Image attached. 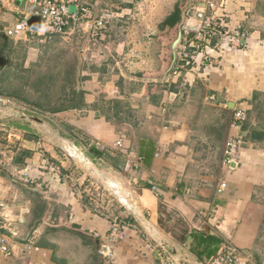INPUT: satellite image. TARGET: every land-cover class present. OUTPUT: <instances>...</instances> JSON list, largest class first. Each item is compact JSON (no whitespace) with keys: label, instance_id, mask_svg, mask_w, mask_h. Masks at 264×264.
I'll return each instance as SVG.
<instances>
[{"label":"crops","instance_id":"obj_1","mask_svg":"<svg viewBox=\"0 0 264 264\" xmlns=\"http://www.w3.org/2000/svg\"><path fill=\"white\" fill-rule=\"evenodd\" d=\"M9 1L0 23V36L16 44L27 40L30 33L12 38L5 36L3 29L29 16L32 7L30 0ZM119 2L120 9L114 13L117 25L129 11L128 5L124 6L128 1ZM225 3V11L213 13L209 19L214 23L221 20L223 24H218L233 39L234 48L215 54L211 62L198 56L195 65L164 81H154L148 75L151 72L140 77L119 69L116 57L122 51L120 46L114 48L117 54L107 58L105 50L97 48L99 54L94 59L89 55V44L83 47L82 75L87 79L81 90L85 104L92 106L103 92L105 101L128 103L134 125L129 118L120 117L123 111L119 114L120 124L112 112L108 114L110 119L91 109L49 113L65 118L67 127L80 130L92 138V146L111 156L120 153L114 145L122 140L128 150V157L122 153L127 158L123 169H115L109 162L107 165L103 158H96L98 168L89 158L87 162L93 166L91 177L108 181L118 190L126 202L121 207L124 215L116 211L114 218H109L93 212L81 200V188L75 187L83 182H65L63 174L54 168L65 173L64 160L78 164L80 157L69 154L59 160L57 154L41 156L35 149L41 140L39 134L25 135L24 119L15 126L9 121L0 122V130L9 133L8 140L0 143V205L9 222L12 251L11 257L0 253V264H96V240L101 244L115 225H120L122 237L112 241L114 264H212L206 259L208 250L201 257L193 251V235L199 232L218 238V252L225 241L233 243L240 251L242 264H264V0ZM100 17L104 18L103 27L110 23L106 13ZM196 17L195 13L185 17L184 30L188 31H184V38L189 42L199 26ZM28 20L34 30L39 27L36 18ZM37 36L39 42H44L55 35ZM28 50L24 68L36 62L32 58L35 49ZM92 67L96 73L91 72ZM121 80L123 85H119ZM0 102L42 111L7 95L0 96ZM229 103L234 105L232 110L228 109ZM234 111L244 113L236 129L229 125ZM135 123L144 124L141 132L132 129L135 131L127 134V126L136 127ZM233 136L239 137L240 147L231 169H224V145ZM143 138L155 141L148 166L138 154ZM21 152H29V156ZM46 158L55 166L42 171ZM68 168L66 177L75 180L74 170ZM23 174L29 182L25 183ZM127 183L129 188L122 190ZM43 185L46 191L40 189Z\"/></svg>","mask_w":264,"mask_h":264},{"label":"rangeland","instance_id":"obj_2","mask_svg":"<svg viewBox=\"0 0 264 264\" xmlns=\"http://www.w3.org/2000/svg\"><path fill=\"white\" fill-rule=\"evenodd\" d=\"M75 1L89 10L88 19L82 20L79 26L69 24L65 33L62 35H55L44 42H39L37 35L35 36L29 34L27 36V40H19L16 44H12L13 41L11 40V42H7L0 36V66L5 65L6 61L4 58H10V60L12 59L13 61L15 55L14 51H22V49H25V45L26 51L29 47L35 49L34 52L32 51V58L35 59L36 62L29 65V67H31L32 64L35 65V67H33V78L30 86L24 88L26 92L25 95H27L28 98H35L34 96L40 94L39 89H41V85L43 84H41V78L46 76L48 78H52L58 74V66H60L59 69L62 71H64L63 68L67 69L74 66L76 88H81L83 81L79 82V79L83 73L82 63L84 61L82 49L88 44L91 49L89 55L93 59L99 54V50H97V48L105 50V58H107L111 53L117 54L116 51H114V48L120 46L122 51L120 50L121 53L116 57L119 69L127 71V74L130 73L132 76L152 72L151 75L153 80L159 81L157 78L162 77L163 74V68L161 67L162 62L166 60V44L174 33V31L169 32V30L171 27H175V23L177 21L170 19V22H166V24H170V27L167 25L166 28L163 29V31L167 30L165 33L168 37H165L163 36V31L160 30V27L165 24L166 19L175 15L177 11L180 12V10L185 6H187L185 12L186 15H192V13L199 12L200 14H203L204 18L209 19L213 13L225 11V7L227 6L225 3L227 0H192L190 5L188 4V1L186 2V0H125L128 2H126L124 6L128 5L127 8L129 11L126 16H124V19L116 17V20L119 19L122 21L117 25L114 13L118 12L120 9V0ZM200 4H204V6L201 7ZM102 13L109 15L108 21L110 23L108 24L107 22L105 27H103L104 18L100 17ZM16 17L18 18V16ZM196 18L200 25L202 20L198 17ZM21 19L23 18H18L17 22L21 21ZM221 19L223 20L224 17H221ZM210 21L212 22V20ZM212 23L225 33L224 26H221V24H223L221 23V20L218 22L221 24ZM7 25L8 22L4 24V26ZM172 30H174V28ZM161 41H163V43H161ZM177 50L178 46L176 48V52ZM224 50L225 49L221 50L220 48L217 50V53H222ZM4 69H0V74ZM173 70L174 65L166 77L173 75ZM121 81L122 82H120L119 85H123L124 80ZM12 82H14L16 86L21 85V83L16 80H12ZM70 87L71 86L68 87V90L72 88ZM140 88L141 87H139V89ZM0 110L2 113L0 114V122L9 121L11 125L15 126V123H21V119H24L23 123H26L25 129L27 131L25 135L34 133L39 134L38 136L41 140L40 143L35 146V149L41 153V156L46 157L52 153L54 157L57 154L59 160H62V158L68 156L69 154L73 155L75 158H81L82 161L78 162V164H74L73 161V163H71L64 160L65 173L62 174L65 182L69 181L71 184L75 181H78L79 183L83 182L81 186L77 183L75 187L77 189H79V187L81 188V200L84 201V203L86 202L85 204L87 206L92 207L93 212L109 218H114L113 216L116 211H118L120 215H124L122 208L126 205V202H124V199L121 198L122 196L120 197L118 190H114L110 186L111 184H108V181L105 183L97 176L91 177L90 175L91 172H93L91 168L93 166H90L91 164L87 162L88 158L92 163H94V167L96 168H98L96 163L99 162L98 159H94L89 156L87 152L88 146H92V138L85 136L80 130H73L69 128V126L67 127L65 118H57L55 115H49L48 112L44 111L33 112L25 110L20 103L0 102ZM4 110H9L8 114H3ZM23 114L25 115L24 117L22 116ZM120 117H125L126 119L129 118L128 120L131 122L130 124L134 125V123H132L133 119L130 118L132 117L131 114L129 116L127 114H123L120 115ZM119 119L120 118L118 117L115 120L118 124H120ZM18 120H20V122H18ZM135 121L136 119L134 118V122ZM143 125L140 124L136 127L127 126L128 129H126L125 132L128 134L136 130L137 133H140L141 128L144 127ZM8 134L9 133L5 130H0V143L8 140ZM71 142L76 145L78 150L72 147ZM85 144H88V146H85ZM126 157L128 156L126 155ZM69 160L72 159L69 158ZM128 161L132 164L130 158H128ZM108 162H110V160L105 159L104 163L108 165ZM42 166V171H49L50 167L55 165L51 164L46 158ZM68 166L70 169L74 170L73 178L75 180H71L66 177V169H69ZM85 166L88 168H85ZM54 168L56 171L59 169V173L61 172L59 167L55 166ZM37 182L38 181H35L34 184ZM33 186L35 187V185ZM127 186L129 188L128 183L122 185V190H125ZM40 189L46 191L48 188L43 185ZM119 226L120 225H118V227ZM112 229L113 227L110 231H112ZM110 231L104 236L103 241L108 242L106 238L111 234Z\"/></svg>","mask_w":264,"mask_h":264},{"label":"built area","instance_id":"obj_3","mask_svg":"<svg viewBox=\"0 0 264 264\" xmlns=\"http://www.w3.org/2000/svg\"><path fill=\"white\" fill-rule=\"evenodd\" d=\"M31 10L29 16H24L21 21L16 22L12 28L3 29V33L7 37L16 38L24 36L27 33L32 35L46 36L51 34H64L69 24L79 26L80 22L88 19L89 10L82 5L76 3L75 0H30ZM9 0H0V23L6 8L9 6ZM203 7V6H201ZM202 20V23L196 29V35L190 42L183 39L178 45L176 52V63L174 64V75H180L181 70L186 67H192L196 63L198 56H201L202 61L211 62L215 59L217 50L221 48H234L233 39L226 36V32H222L213 24L210 19L204 18L203 14L195 13ZM30 17V18H29ZM36 18L39 21V27L34 30L29 26V20ZM244 120L242 111H234L230 119V127L238 128ZM240 146L239 137L227 138L224 145L222 166L225 169H231L235 163L236 154ZM115 150L128 155V150L124 147L122 140H118L115 145ZM27 179V176L23 174ZM26 182H29L28 179ZM156 187L153 186L152 189ZM9 222L2 213L0 205V253L6 257L12 256L11 246L9 242L10 235L8 234ZM122 237L121 229L118 225L112 229L111 234L100 244L99 253L102 256L101 264H114L111 258V244L116 238ZM239 249L231 242L225 241L218 254L212 260V264H242ZM16 264H24L17 262Z\"/></svg>","mask_w":264,"mask_h":264},{"label":"trees","instance_id":"obj_4","mask_svg":"<svg viewBox=\"0 0 264 264\" xmlns=\"http://www.w3.org/2000/svg\"><path fill=\"white\" fill-rule=\"evenodd\" d=\"M32 28V27H31ZM59 35V34H54ZM26 50L14 51V60L10 58H4L6 63L5 67L0 66L2 73L0 74V96L7 95L14 99L23 101L27 104L39 108L42 111L57 114L67 110H93L97 115L105 116L107 119H110L109 112H112V116L115 118L119 117L120 112H124L128 116L130 115V108L128 103H123L118 100L105 101L104 93L100 92L97 96L95 103L92 106H87L84 102V92L81 88H76L75 82V67L71 66L64 71L60 70L58 66V74L52 78L43 77L41 78V89L40 94L34 96L35 98H28L25 92L26 87L30 86L31 80L33 78V67L24 68L23 63L26 57ZM84 72V68L82 69ZM91 72L96 73L94 67L91 68ZM147 74L143 73L138 74V76H146ZM150 75V74H148ZM48 78V79H47ZM87 77L82 75L79 79V82L86 80ZM12 80H16L21 83V85L16 86ZM99 86L103 83L102 80L99 81ZM71 86L70 90L68 87ZM147 89L150 88V85H147ZM88 146V144H85ZM155 151V141L151 138H143L139 142V156L142 158L145 166L150 165L153 154ZM88 155L92 158H103L104 160H110L109 166L121 170L126 165V158L122 153H115L113 156L109 155L107 151L98 150L94 146H88L87 148ZM24 157L29 156V152H23ZM64 173V170L61 169V174ZM193 251L196 252L197 256L201 257L202 254L207 251L206 259L213 260L215 254L218 253L219 240L216 236L210 234H204L202 232L195 233L193 235Z\"/></svg>","mask_w":264,"mask_h":264},{"label":"water","instance_id":"obj_5","mask_svg":"<svg viewBox=\"0 0 264 264\" xmlns=\"http://www.w3.org/2000/svg\"><path fill=\"white\" fill-rule=\"evenodd\" d=\"M188 4L190 5V2H188ZM201 6H204V4H201ZM186 9H187V6H186V7L183 9V11H182V14H181V20H180V23L178 24V27H177L176 37H175L173 40H171V41L169 42V44L166 46V51H167V57H166V58L169 59L170 62H169V64L167 65L165 71L163 72L162 77L157 78L159 81H164V80L166 79L167 74L171 71L173 65L175 64V61H176V48H177V46L180 44L181 39H182V30H181L180 27H181V25H182V23H183V21H184V14H185ZM28 23H29V22H28ZM32 26H35V25L33 24ZM30 27H31V26H30ZM35 27H36V26H35ZM35 29H36V28H35ZM233 106H234L233 103H229V104H228V109H229V110H232V109H233ZM20 184H22V183H20ZM22 185L28 187L26 184H22ZM28 188H30V187H28ZM30 189L35 190L34 188H30ZM35 191H36L38 194L41 195V192H39V191H37V190H35ZM96 241H97V248H96L97 262H96V264H101V263H102V256H101V254L99 253V249H100V244H99V242H100V240L98 239V240H96Z\"/></svg>","mask_w":264,"mask_h":264},{"label":"flooded vegetation","instance_id":"obj_6","mask_svg":"<svg viewBox=\"0 0 264 264\" xmlns=\"http://www.w3.org/2000/svg\"><path fill=\"white\" fill-rule=\"evenodd\" d=\"M187 1H188V2H192V0H186V2H187ZM185 5H187V4H185ZM185 5H184V6H185ZM185 7H186V6H185ZM185 7H184V8H185ZM184 8H182V9L180 10V12H178V11L176 12V11H175V12H176L175 15L168 17V18L166 19V21H165V24H163V26L160 27V30L163 31V29L166 28L167 25H168V27H170V24H166V22H167V23H168V21L170 22V19H172V20H177L176 23H175V27H171L170 30H169V32H170V31H174V33H173V35L171 36V38L169 37L170 39L168 38L169 40H168V43L166 44V46L169 44V42H170L171 40H173V39L176 37L177 27H178V24L180 23V20H181V14H182V11H183ZM185 12H186V11H185ZM173 13H174V12H173ZM185 15H186V13L184 14V21H183V23H182V25H181V27H180L181 30H182V39H181V42L183 41V39H184V37H185V35H184ZM173 18H174V19H173ZM175 18H177V19H175ZM172 22H173V21H172ZM171 25H172V24H171ZM173 28H174V30H172ZM166 31H167V30H164V31L162 32V34H163V36L168 37V36H166V33H165ZM181 42H180V43H181ZM161 43H163V41H161ZM165 57H167V53H166ZM169 62H170V60L167 59V58H166L165 61L162 62V66H161V67L163 68V69H162L163 72L165 71V69H166L167 65L169 64ZM151 74H152V72L150 73V75H151ZM151 76H152V75H151ZM151 78H153V77H151Z\"/></svg>","mask_w":264,"mask_h":264}]
</instances>
